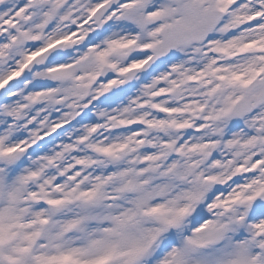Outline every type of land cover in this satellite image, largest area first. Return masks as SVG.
<instances>
[{
	"label": "snow or ice",
	"instance_id": "obj_1",
	"mask_svg": "<svg viewBox=\"0 0 264 264\" xmlns=\"http://www.w3.org/2000/svg\"><path fill=\"white\" fill-rule=\"evenodd\" d=\"M0 264H264V0H0Z\"/></svg>",
	"mask_w": 264,
	"mask_h": 264
}]
</instances>
